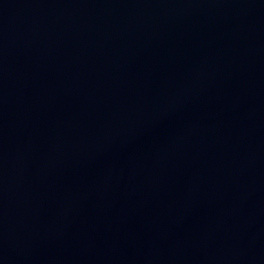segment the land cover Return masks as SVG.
Returning <instances> with one entry per match:
<instances>
[{"label": "water", "instance_id": "obj_1", "mask_svg": "<svg viewBox=\"0 0 264 264\" xmlns=\"http://www.w3.org/2000/svg\"><path fill=\"white\" fill-rule=\"evenodd\" d=\"M0 264H264V0H0Z\"/></svg>", "mask_w": 264, "mask_h": 264}]
</instances>
